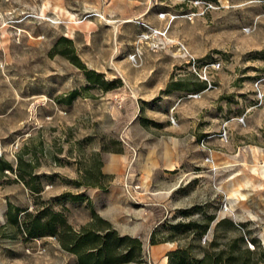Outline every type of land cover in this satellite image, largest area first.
<instances>
[{
	"label": "rangeland",
	"instance_id": "1",
	"mask_svg": "<svg viewBox=\"0 0 264 264\" xmlns=\"http://www.w3.org/2000/svg\"><path fill=\"white\" fill-rule=\"evenodd\" d=\"M0 160V264H80L39 212L139 238L118 264L264 254V0H0Z\"/></svg>",
	"mask_w": 264,
	"mask_h": 264
},
{
	"label": "trees",
	"instance_id": "2",
	"mask_svg": "<svg viewBox=\"0 0 264 264\" xmlns=\"http://www.w3.org/2000/svg\"><path fill=\"white\" fill-rule=\"evenodd\" d=\"M89 75H92L89 77L90 81L102 83L104 89L112 88L111 83L101 80V76L96 72H91ZM74 96L75 93H72L70 98ZM18 164H20V170L25 169L21 158ZM4 169L13 168L10 163L0 160V171ZM20 177L24 178L22 174ZM33 190L40 192L38 187H34ZM213 219L214 217L211 216L202 221L173 224L169 228L171 239L177 238L175 235L180 229L185 231L192 229L194 239L198 240L200 236L207 232ZM222 224H228L234 232L238 231V228L229 218L220 220L217 226ZM25 228L30 237L58 236L64 248L78 256L80 264L126 263L138 259L142 251V242L139 238L128 235L120 236L108 222L98 217H94L80 231L75 232L72 225L59 213L51 212L50 216H45L44 212H39L35 216L27 215ZM151 241L153 244L156 243L155 232ZM217 244V240L214 239L199 256L191 253V247L180 246L175 251L168 253L169 263L262 264L264 262L263 252L247 247L245 238L241 234L235 235L224 248H216Z\"/></svg>",
	"mask_w": 264,
	"mask_h": 264
}]
</instances>
